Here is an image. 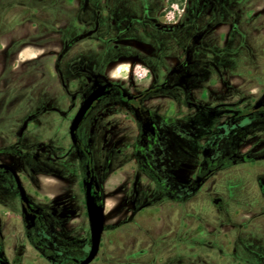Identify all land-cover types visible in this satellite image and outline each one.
Segmentation results:
<instances>
[{
    "label": "flooded vegetation",
    "instance_id": "flooded-vegetation-1",
    "mask_svg": "<svg viewBox=\"0 0 264 264\" xmlns=\"http://www.w3.org/2000/svg\"><path fill=\"white\" fill-rule=\"evenodd\" d=\"M13 5L39 10L31 2ZM145 22L160 32H173L179 24L150 16ZM208 29L209 23L200 34H188L185 29L183 35H174L169 54L176 62L169 66L163 60L161 79L138 90L96 72L86 59L74 67L73 76L65 75L60 63L70 45L62 44L57 55L56 80L46 81L48 72L36 64L40 57L20 61L26 75L40 68L41 83L22 87L15 83L4 97L0 90V117L13 118L8 129L0 130V137L15 138L0 145V264H15L11 253L26 247L50 264H80L91 247L84 183H90L96 201L104 206L99 249L87 263L91 264L107 244L104 232L128 217L161 200L186 202L216 171L264 162L263 87L253 95L242 92L239 84L228 83L213 105L192 100L193 83L202 73L192 69L198 62L193 57L195 47L204 45L206 55L214 46L222 52L227 48L223 37L217 44L214 38L207 40ZM241 41L239 35L234 52L240 51ZM23 49L14 50V58ZM6 67L5 62L0 76ZM12 70L10 74H15ZM96 87H103V93L86 109L72 136L71 123ZM117 174L129 182L115 186L108 196L106 184ZM255 184L264 195L263 174L255 177ZM125 192H129L131 210L124 206ZM212 201L224 209L223 197ZM242 234L243 229L237 231L236 239L251 251V237L243 241Z\"/></svg>",
    "mask_w": 264,
    "mask_h": 264
},
{
    "label": "rangeland",
    "instance_id": "rangeland-1",
    "mask_svg": "<svg viewBox=\"0 0 264 264\" xmlns=\"http://www.w3.org/2000/svg\"><path fill=\"white\" fill-rule=\"evenodd\" d=\"M21 1L39 10L13 5ZM146 16L179 24L173 32H160L145 22ZM208 23L207 40L214 38L217 44L223 37L227 48L222 52L214 46L206 55L204 45L195 47L193 57L198 62L192 69L202 73L193 83L192 100L213 105L228 83L239 84L242 92L259 93L264 88V0H0V71L7 65L0 76L4 91L0 93L15 83L18 87L41 83L40 68L29 75L19 68L20 61L29 57H40L36 64L48 72L46 81L56 80L62 44L70 45L60 63L65 75L73 76L74 67L86 59L96 72L128 83L132 90L148 87L161 79L163 60L169 66L176 62L169 54L173 36L183 35L185 29L200 34ZM239 35L240 51L234 52ZM75 37L79 38L72 43ZM20 47L22 53L14 58V50ZM204 59L211 61L204 63ZM11 70L16 73L10 74ZM0 118V130L13 124V118ZM14 140L1 136L0 145ZM60 140L64 143L65 138ZM191 145L195 149L197 141ZM260 173L264 175V162L232 165L214 172L186 202L152 204L105 231L107 244L91 264H264V195L255 184ZM127 182L117 174L106 184L108 196L115 186ZM125 193L124 206L131 210L129 192ZM215 197L224 198V209L213 203ZM242 229L241 239L253 241L251 251L236 239ZM11 254L15 264H50L30 247Z\"/></svg>",
    "mask_w": 264,
    "mask_h": 264
},
{
    "label": "water",
    "instance_id": "water-1",
    "mask_svg": "<svg viewBox=\"0 0 264 264\" xmlns=\"http://www.w3.org/2000/svg\"><path fill=\"white\" fill-rule=\"evenodd\" d=\"M103 87H96L84 100L81 105L79 112L76 114L75 118L71 123V134L73 136L74 130L82 120L83 114L86 109L91 105L93 100L103 93ZM85 190V201L88 211V218L91 230V247L88 255L81 261L80 264L89 263L97 254L99 249L101 232L104 225V206L96 201L95 196L92 193L90 183H84ZM218 200L215 199V202Z\"/></svg>",
    "mask_w": 264,
    "mask_h": 264
}]
</instances>
